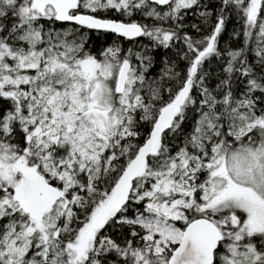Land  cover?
Wrapping results in <instances>:
<instances>
[{"label": "snow or ice", "instance_id": "6c2138e0", "mask_svg": "<svg viewBox=\"0 0 264 264\" xmlns=\"http://www.w3.org/2000/svg\"><path fill=\"white\" fill-rule=\"evenodd\" d=\"M0 264H264V0H0Z\"/></svg>", "mask_w": 264, "mask_h": 264}]
</instances>
